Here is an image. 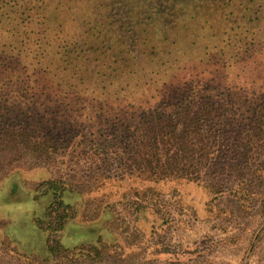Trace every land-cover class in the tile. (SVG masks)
I'll return each instance as SVG.
<instances>
[{
  "label": "rangeland",
  "instance_id": "obj_1",
  "mask_svg": "<svg viewBox=\"0 0 264 264\" xmlns=\"http://www.w3.org/2000/svg\"><path fill=\"white\" fill-rule=\"evenodd\" d=\"M49 5L62 18L53 28L64 33L48 47L53 89H43L33 109L41 125L51 121L42 127L45 133L67 129L70 136L46 156L0 148V264H264V127L242 176L218 165L220 174L201 173L204 182L198 184H154L89 141L122 117L115 139L120 143L132 115L149 107L163 111L192 87L223 106L229 93L245 97L250 112L264 113V0ZM14 61L0 63L8 66L0 67L4 75L11 76L12 66L25 70ZM11 93L0 91V101H15ZM73 109L75 119L63 118ZM46 181L57 182L74 213L62 230L93 237L89 243L96 248L88 256L72 251L81 243L72 247L62 240L65 232L52 231L63 210L58 216L45 212L47 203L33 192ZM210 185L237 193L216 194Z\"/></svg>",
  "mask_w": 264,
  "mask_h": 264
},
{
  "label": "trees",
  "instance_id": "obj_2",
  "mask_svg": "<svg viewBox=\"0 0 264 264\" xmlns=\"http://www.w3.org/2000/svg\"><path fill=\"white\" fill-rule=\"evenodd\" d=\"M49 1L0 0V63L9 62V58H12L15 60L13 64L19 62L25 69L18 70L12 66L9 69L13 71L11 76L4 75L0 69V91L8 89L15 98L14 101L9 96L0 101V114L2 112L4 115V119L0 120V148L21 147L45 156L66 143L67 138L63 137L70 136L67 129L63 135L54 131L45 133L42 127L51 126L52 123L45 118L46 124L41 125L38 121L40 113L33 109L35 99L45 92L43 89H53L54 83L49 78L55 74L46 63L52 52L48 47L53 46V42L60 39L59 34L64 33L53 28V22L56 20L60 25L62 18L55 12L56 8L49 5ZM0 67L8 70L7 65ZM192 89L187 91V96H179V101H176L178 98L171 100L163 111L149 107L147 111L132 115L134 119L127 126L124 127L122 122L128 134L120 137V143L115 139L120 132L122 117H118L117 124H108L111 127L107 128L108 132H102L99 139L90 137L89 141L98 148L102 147L103 152L113 153L112 158H117L121 165L126 164L128 173H146V179L154 184L169 179L198 184L204 182L201 173L210 170L209 174L215 176L221 173L222 168L242 176L243 169L247 168L245 164L253 158L252 150L262 140L264 113L260 114L257 108L250 112L245 105V97L229 93L224 99L226 106H223L220 102L211 101V97L202 99L197 90ZM30 95L33 97L30 98ZM19 98H24V101H17ZM71 101L78 104L77 97ZM73 113L64 112L61 115L66 119H75V109ZM122 139L126 143H122ZM127 160L131 165L126 163ZM236 184L242 185V182ZM58 186L57 182L46 181L33 190L34 193L40 192V200L47 203L45 212L57 211L55 215L58 216L59 210H63L56 219L57 229H52L57 232L63 229L66 218L74 216L69 203L62 199ZM210 187L216 194L227 191L237 193L234 187ZM95 248L92 243L85 242L72 248V251L88 256L89 250Z\"/></svg>",
  "mask_w": 264,
  "mask_h": 264
},
{
  "label": "crops",
  "instance_id": "obj_3",
  "mask_svg": "<svg viewBox=\"0 0 264 264\" xmlns=\"http://www.w3.org/2000/svg\"><path fill=\"white\" fill-rule=\"evenodd\" d=\"M70 225L66 226V228H70ZM66 229L64 228V230H62L61 232H65L64 235H62V240H66L68 244L72 245V247H74L75 244H80V243H85L86 242H90V240L93 237H88V238H84L86 235H73L68 231H65ZM99 234H97L98 236ZM63 242V241H62ZM45 244V243H44ZM42 247L44 246L43 244H41Z\"/></svg>",
  "mask_w": 264,
  "mask_h": 264
}]
</instances>
